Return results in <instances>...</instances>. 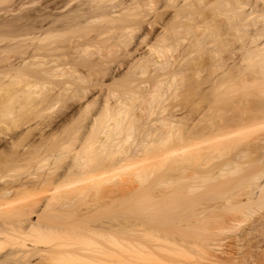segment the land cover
I'll return each instance as SVG.
<instances>
[{"label": "bare ground", "instance_id": "obj_1", "mask_svg": "<svg viewBox=\"0 0 264 264\" xmlns=\"http://www.w3.org/2000/svg\"><path fill=\"white\" fill-rule=\"evenodd\" d=\"M240 230L264 264V0H0V264H238Z\"/></svg>", "mask_w": 264, "mask_h": 264}, {"label": "rangeland", "instance_id": "obj_2", "mask_svg": "<svg viewBox=\"0 0 264 264\" xmlns=\"http://www.w3.org/2000/svg\"><path fill=\"white\" fill-rule=\"evenodd\" d=\"M144 46V45H143ZM175 54V53H174ZM59 55H61L60 53H59ZM225 55H226V53H225ZM104 84H105V81H104ZM4 99H6V98H4ZM166 99V98H165ZM209 99V101L212 99V98H177L176 100H177V104H181L180 106L181 107H183V105L184 106H186V108H190V109H192V112H193V116L194 115H198L199 114V110L201 109V105L204 103L205 104V100L207 101ZM215 98H213L211 101H214L215 103H216V101L214 100ZM218 99V98H217ZM216 99V100H217ZM234 100V101H231V100ZM113 100H115V99H113ZM179 100V101H178ZM202 100H204V102L202 101ZM230 100V101H229ZM238 98L236 99V96L234 97V98H228V100L227 101H229L227 104L228 105H231L232 103H237L238 101ZM111 101H112V98H111ZM201 101V103H198V102H200ZM211 101L210 102H208L207 101V104L209 103V104H212L211 103ZM213 102V103H214ZM198 103V104H197ZM214 103V104H215ZM54 104H55V100H52V101H50V103H49V105H53L51 108H50V110L48 109V111H45L44 112V114L42 113V116L44 115V117H47L48 115L50 116H52V115H58L57 113H59L60 111H61V109H60V106H62V104L61 103H58L57 105H55L54 106ZM206 104V105H207ZM232 105H236V104H232ZM202 106H204V105H202ZM29 108L31 109V107H26V110H25V108H24V110L25 111H29ZM203 108V107H202ZM23 110V111H24ZM32 110V109H31ZM29 111L28 113L27 112H22L21 111V113L22 114H20L19 116H21L22 118H23V120L25 119V117L27 116H30V115H33V116H31L30 118H33L34 117V114L36 113V115H37V109L36 110H34V112L33 111ZM237 110H235V112H236ZM32 113V114H31ZM30 114V115H29ZM48 116V117H49ZM21 118H19V120H20ZM43 119V118H42ZM23 120L21 121V122H23ZM39 120H41V118L39 119ZM26 121H27V118H26ZM42 121V120H41ZM3 122H7V118H4L3 119ZM20 122V121H19ZM43 122V121H42ZM41 122V123H42ZM2 125V124H1ZM43 126V124L41 125V127ZM243 233V230H240V231H238L236 234H237V236H236V234L235 233H232V235L231 234H229V235H225V236H227V237H229L228 239H227V237H226V239H225V237L223 238V237H221L220 239L222 240V239H224L225 240V245H226V241H227V245L226 246H228V248H224V247H226V246H224V240L223 241H221V243L223 244L222 246H223V248H220V249H224V250H228V251H231V252H234L235 254H233V255H236L235 256V261L237 260L238 262L239 261H242V259L241 258H244L243 257V255H237V252H238V250H237V248L236 247H233V248H229V245L230 244H232V242H233V240L231 239V238H235V237H238V235L240 236L242 233ZM239 233V234H238ZM235 234V235H234ZM224 236V235H223ZM229 239H231V240H229ZM236 239V238H235ZM234 239V240H235ZM249 239H251V238H249ZM230 241V242H229ZM253 242V241H252ZM247 244V242H244V244ZM254 243V242H253ZM250 244V243H249ZM249 244H247V246L249 245ZM249 246H251V245H249ZM161 254V256H162V253H160ZM159 254V255H160ZM219 254V253H218ZM158 255V256H159ZM223 255V254H222ZM221 256V255H220ZM225 256V255H224ZM222 257V256H221ZM226 257V256H225ZM170 258L171 259H174V260H176V261H185V260H182V259H184L183 258V255H181V254H179V253H172V254H170ZM247 258H249V256L247 255ZM239 259V260H238ZM241 259V260H240ZM244 260V259H243ZM236 261V262H237ZM155 262V264H160L158 261H154ZM234 262V261H233ZM237 262V263H238ZM242 263H244V261L242 262ZM241 263V264H242ZM154 264V263H153ZM238 264H240V263H238Z\"/></svg>", "mask_w": 264, "mask_h": 264}]
</instances>
